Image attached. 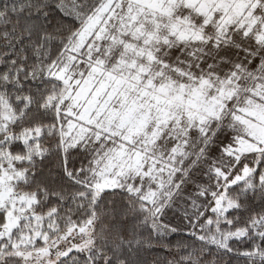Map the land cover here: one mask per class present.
<instances>
[{
    "label": "snow or ice",
    "instance_id": "snow-or-ice-1",
    "mask_svg": "<svg viewBox=\"0 0 264 264\" xmlns=\"http://www.w3.org/2000/svg\"><path fill=\"white\" fill-rule=\"evenodd\" d=\"M0 264H264V0H0Z\"/></svg>",
    "mask_w": 264,
    "mask_h": 264
}]
</instances>
